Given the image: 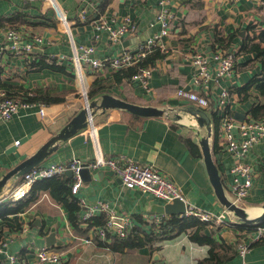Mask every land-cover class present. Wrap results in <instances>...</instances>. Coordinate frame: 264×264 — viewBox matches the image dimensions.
Here are the masks:
<instances>
[{
    "label": "crops",
    "instance_id": "0c3cea01",
    "mask_svg": "<svg viewBox=\"0 0 264 264\" xmlns=\"http://www.w3.org/2000/svg\"><path fill=\"white\" fill-rule=\"evenodd\" d=\"M88 1V21L82 22L78 18L77 0H0V45L6 43L4 29L9 26L17 27L23 33L24 40H29L32 34L42 36V43L37 45L31 55L16 56L8 49L4 52L0 60V95L39 90L46 91L48 96L62 99L60 102L49 103L52 105H49L47 117L42 120L37 113L38 107H20L11 120L0 123V178L19 162L33 155L83 108V90L87 92L96 79L101 80L104 86H109L107 93L140 105H185L176 96V90L180 87L206 93L214 102L219 86L215 81L210 82L209 89L203 92V86L194 84V70L189 59L194 49L211 53L216 35L229 38L228 49H232L236 56L233 77L224 82L231 96L222 112L234 119L237 113L244 116L241 119H249L251 108L264 103V98L254 85L250 89L251 96L245 100L241 98L243 94L239 95L236 91L264 68L260 60H252L248 55L239 53L243 38L252 32L247 30L252 17H259L257 29L264 27V0L257 12L251 9L247 1L168 0L166 7L175 13L176 20L170 35L162 40V57L153 62L154 70L149 79L148 92L133 80L116 81L110 68L94 71L85 67L78 71L73 61L56 60L59 54L73 57V45L90 46L91 56L100 59L118 55L123 49L135 52L148 36L159 30L155 22L158 0ZM58 10L65 12L68 27L58 19ZM98 15L113 26H117L125 15L130 16L133 30L114 43L110 42L105 31L98 32V37H95L92 20ZM153 54L151 52L147 57ZM51 55L55 57V62L46 60ZM99 95L100 92H95L92 96L87 95V99L90 101ZM205 111L212 120L209 139L212 158L219 168L221 179L224 178L227 183L230 179L228 169L235 159L226 150L220 129L221 118L213 110ZM190 122L194 123L193 120ZM190 122L187 126H180L165 118L141 117L119 108L98 111L93 119L95 133L90 134L89 127L79 130L61 142L58 149L41 164L72 158L89 162L96 158L97 153L110 157L123 155L156 167L180 189L186 204L199 208H207L209 204L223 210L224 206L214 194L201 155L199 139L205 132L202 129L199 132ZM188 139L195 143L200 156L190 151L186 143ZM16 140L18 144L14 143ZM244 161L249 164L254 177L252 187L240 205L245 208L248 216L254 217L260 214L264 203V139L249 149ZM89 171L90 178L81 179L78 191L72 195L75 200L82 198L88 203L105 201L114 212L129 214L133 219V227L142 231L151 228V224L144 220L145 216L150 222L154 218L171 216L152 210L153 205L165 204L163 201L141 190L125 188L110 171ZM17 180L6 184L3 190L16 186ZM30 197L33 201L29 206L17 212L10 210L14 203L0 204V238L8 237V251L20 255L15 264L34 261V250L43 245L60 255L61 264H194L207 254V246L189 240L188 235L194 229L169 239L158 236L144 246L122 251L110 249L109 246L106 248L97 239L86 243L83 239L91 237L92 229L79 222L74 225L64 202L54 199L38 186L24 200ZM98 216L104 215L97 214L95 218ZM226 218L229 219L227 225L208 229L217 241L230 248L233 246L227 253L236 251L224 264H264L262 240L250 242L244 256L237 253L235 245L241 241L240 236L243 239L246 236L245 240L248 241L252 233L247 232L246 235L245 232H239V228L250 225L242 223L233 214ZM50 235L52 240L47 241ZM0 264L10 263L5 261Z\"/></svg>",
    "mask_w": 264,
    "mask_h": 264
},
{
    "label": "built area",
    "instance_id": "2783aa9c",
    "mask_svg": "<svg viewBox=\"0 0 264 264\" xmlns=\"http://www.w3.org/2000/svg\"><path fill=\"white\" fill-rule=\"evenodd\" d=\"M77 1L79 2L78 18L82 22H86L88 21L90 9L89 1ZM167 1L168 0H158L159 9L155 17V22L158 23L159 30L153 35L148 36L138 47L137 51L131 52L123 49L118 55L106 56L100 59L91 56L92 48L90 46L76 47L73 45V57L59 54L56 60L62 62L67 60L73 61L78 71L81 69L83 70L85 67L94 71L101 70L104 67L117 70L139 63L146 54L156 49L163 51L164 45L162 40L165 36L170 35L176 20L175 13H172L168 6L166 7ZM226 1L230 3L247 1L250 3L251 9L255 12L261 8L263 3V0ZM58 19L68 27V20L64 11L58 10ZM257 22L258 21L253 19L250 24L259 26ZM92 24L96 32L95 37H98V32L105 31L108 39L112 43L120 41L124 35L131 33L133 30V21L130 16L126 15L117 26H113L107 22L101 15H98L96 19L92 20ZM4 33L6 43L0 45V60L7 49L16 56H28L33 53L39 43H42V36L38 34H32L29 40H24L23 33L15 26L6 27ZM54 59L55 57L52 55L46 58L47 61H55ZM189 62L194 70L193 83L197 86H203V92L209 89L208 86L210 82L215 81L217 86H219V92L215 98L216 100L213 102L206 93H200L194 90V88L180 87L176 90V96L186 104H191L204 110L209 108L210 104H212L215 112L221 118L220 129L224 135L226 150L235 159L232 166L228 169L230 179L227 180L226 183L223 178V184L225 185L226 193L229 198L237 205H240V201L248 195L254 177L249 164L244 161V158L253 145L264 139V116L258 120H236L230 116H226V114L222 112L231 96L230 90L224 85V82L231 80L233 77L235 53L232 50L224 51L217 47L211 53H206L194 49L190 55ZM153 70V65L143 68L140 72L132 76V80L138 82V84L148 92L150 90L149 79ZM26 94L28 96H33L34 90H28ZM83 95L85 96L84 106H86L87 95L85 89L83 90ZM49 105L52 104L24 101L22 96H7L5 93H2L0 95V123L11 120L20 107H38L37 113L42 120L44 117H47ZM86 127H89L90 134L96 132V126L93 122ZM234 129L235 132L233 131ZM14 143L18 144V140ZM84 167L89 170L106 169L111 171L125 188L141 190L164 203H171L174 199H181L184 201L180 189L172 180L166 177L153 165L139 163L123 155L110 157L97 153L96 158L89 162H83L79 159L72 158L65 161L50 162L46 165L39 164L33 167L18 178L16 186L0 192V204L6 202L14 203L26 198L32 186L37 181L63 175L67 170H71L72 172L70 193L75 195L81 184L79 171ZM77 203L80 209L77 214L78 222L92 229L91 237L83 239L86 243L96 239L103 243H109L112 239L126 238L134 226L133 219L129 214L114 212V209L105 201L88 203L84 199L79 198L77 199ZM97 214H103L105 217L104 223L99 226L94 224V218ZM229 214L231 215L232 213L227 211L225 207L223 210H218L216 206H211L209 204L207 208H199L191 204H186L185 212L179 214V216L193 215L201 221L209 222L210 227H220L229 223V219L226 218ZM165 219L166 218L163 217L154 218V220L150 222L149 218L146 216L144 217V220H147V222L151 224L150 226L157 228L156 230H160L161 226L165 223ZM263 238L264 221L253 224L249 240L242 241L236 245L237 253L240 256H244L250 247V242H256ZM8 242V237L0 238V262L4 263L8 261L10 264H15L19 261L20 255L8 251ZM34 252L35 260L27 264H61L60 255L49 246H39Z\"/></svg>",
    "mask_w": 264,
    "mask_h": 264
},
{
    "label": "trees",
    "instance_id": "16d2710c",
    "mask_svg": "<svg viewBox=\"0 0 264 264\" xmlns=\"http://www.w3.org/2000/svg\"><path fill=\"white\" fill-rule=\"evenodd\" d=\"M256 27L257 26L251 24L248 26L247 30L250 29L252 32L251 34L249 33L247 34V36L243 38V44L239 49L240 51L239 53L240 54L243 53V55H248L250 57L249 59L260 60L262 63H264V27L262 26L263 28L261 27L259 29H257ZM227 39L229 38H224L217 35L214 36V45H213L214 49L218 47L224 51H230L228 49ZM152 52H154V54L151 57L149 58L147 57V55L151 53L149 52L142 58V60L139 63L135 65L113 70L116 81L121 82L123 79L127 81L128 80L131 81L132 76L135 73L140 72L143 68L153 65L154 60L162 57L161 50L156 49ZM40 65H44V64L40 63ZM235 67L236 66H234V71L236 70ZM56 68L61 69L59 67ZM253 85L255 86L256 90L260 93V95L264 98V68H262L260 74L255 75L249 81L248 84L240 88H237L236 91L239 95L243 94L241 98L245 100L247 97L251 96L250 89ZM107 89H109L108 85L104 86L101 80L96 79L94 84L90 88H88V91L86 93L88 96H92L95 92L96 93L108 92ZM27 91L28 90H22L16 94H11V95L6 93V95L22 96L24 98V101H29V102L52 103V102L62 101L61 98L48 96V93H46V91L44 92H40L39 90L34 91L33 96H28L26 94ZM207 109L210 111L213 110V112L215 111L212 104H210L209 108ZM263 116H264V103L262 105H257L251 108L249 119L258 120L261 119V117ZM216 134H217V130H216ZM186 143L188 144L189 149L193 154L200 156V152L194 142L188 139ZM71 183H72V179L67 177L65 174H63L60 176H55L52 178H47L37 181L32 186L30 193H32L35 190V188L38 186L42 191H47L48 193H50V195L54 199L64 202L70 213L69 214L70 221L74 225H78L77 214L79 211V206L77 200H75V198L72 197V194L70 193ZM32 201H33L32 197L28 198L27 200L24 199L18 200L14 202V207L10 210L12 212L20 211L28 207ZM140 218L141 217H139L138 219ZM94 220H95L94 224L99 226L104 223L105 217L98 216L97 218H94ZM252 226L253 225H250L247 228H239V232L241 233L245 232V234L247 235V232L252 231ZM209 228H210L209 222L201 221L196 216L190 215V216L180 217L179 215H171L165 219V223L161 226L160 230H156L157 228L151 226L150 230H148L147 232V231L139 230L136 227H133L130 234L126 238L112 239V241L109 243L106 242L102 243L101 241V244L104 247L109 246L110 249H117L122 251L124 249L139 248L141 246H144L150 243L153 240V238L158 236L161 239L164 238L169 239L176 236L177 234L186 232L189 229L192 230L194 229L188 235L189 240H191L195 244L205 245L208 247L207 254L204 257L197 259L194 264H224L228 259H230L233 256V254L236 251L235 252L232 251L231 254L227 253V250L232 249L233 246L230 248L229 245L217 241L213 237L212 232H210V234H206L205 229H209ZM241 233L239 235H241ZM245 238L246 236L244 237V239L240 236L241 241L239 242L236 241V243L242 242L243 240H245ZM262 241L264 242V238L262 239Z\"/></svg>",
    "mask_w": 264,
    "mask_h": 264
},
{
    "label": "water",
    "instance_id": "95a60500",
    "mask_svg": "<svg viewBox=\"0 0 264 264\" xmlns=\"http://www.w3.org/2000/svg\"><path fill=\"white\" fill-rule=\"evenodd\" d=\"M86 100L87 105L75 114L56 134L51 136L44 144H42L33 155L19 162L0 178V192L4 189L6 184H12L24 173L33 167L38 166L44 159L48 158L56 149H58L61 142L69 139L79 130L91 124L98 111L105 112L110 108H119L141 117L165 118L180 126H187V124L193 120V124L190 122L192 126L198 129L199 132H201V129L205 132V134L199 139V146L206 172L217 199L227 209V211L238 217L244 224L253 225L264 221V203L260 214L251 217L247 215L245 208L237 205L227 196L219 168L212 158L210 148L209 139L212 133V120L204 109L191 104L167 107L140 105L129 102L121 97L114 96L113 94L107 92L101 93V95H99L96 99L88 101L86 98ZM241 117L244 116L237 113L235 119L243 120ZM79 174L82 180H88L90 178V171L88 168H81ZM65 175L71 178V170H67ZM94 177H96V174H94ZM152 210L154 212H164L170 215H179L185 212L186 204L181 199H174L171 203L153 205ZM205 232L206 234H209L208 229H205ZM46 240H52V235H50Z\"/></svg>",
    "mask_w": 264,
    "mask_h": 264
},
{
    "label": "rangeland",
    "instance_id": "374dc122",
    "mask_svg": "<svg viewBox=\"0 0 264 264\" xmlns=\"http://www.w3.org/2000/svg\"><path fill=\"white\" fill-rule=\"evenodd\" d=\"M253 19H255L256 21H258L257 23H260V21H259V17H255V16H254V17H252L251 20L253 21ZM250 22H251V21H250Z\"/></svg>",
    "mask_w": 264,
    "mask_h": 264
},
{
    "label": "bare ground",
    "instance_id": "6f19581e",
    "mask_svg": "<svg viewBox=\"0 0 264 264\" xmlns=\"http://www.w3.org/2000/svg\"><path fill=\"white\" fill-rule=\"evenodd\" d=\"M184 121V120H183ZM41 164V163H40Z\"/></svg>",
    "mask_w": 264,
    "mask_h": 264
}]
</instances>
